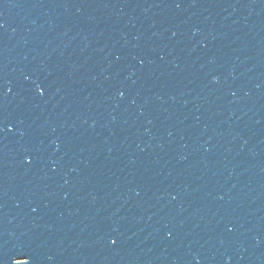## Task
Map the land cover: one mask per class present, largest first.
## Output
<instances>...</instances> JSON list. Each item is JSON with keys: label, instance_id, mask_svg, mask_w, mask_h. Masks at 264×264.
Returning a JSON list of instances; mask_svg holds the SVG:
<instances>
[{"label": "water", "instance_id": "obj_1", "mask_svg": "<svg viewBox=\"0 0 264 264\" xmlns=\"http://www.w3.org/2000/svg\"><path fill=\"white\" fill-rule=\"evenodd\" d=\"M0 127V264H264V0H0Z\"/></svg>", "mask_w": 264, "mask_h": 264}, {"label": "snow or ice", "instance_id": "obj_2", "mask_svg": "<svg viewBox=\"0 0 264 264\" xmlns=\"http://www.w3.org/2000/svg\"><path fill=\"white\" fill-rule=\"evenodd\" d=\"M37 90L42 94L43 93V89L40 85H37ZM3 131V128L0 127V132ZM112 243L115 244L116 240H112ZM14 261H18L19 264H31V261L29 259H15Z\"/></svg>", "mask_w": 264, "mask_h": 264}]
</instances>
